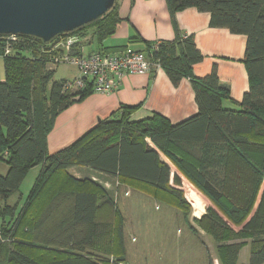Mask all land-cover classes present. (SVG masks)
Returning <instances> with one entry per match:
<instances>
[{
    "label": "trees",
    "instance_id": "1",
    "mask_svg": "<svg viewBox=\"0 0 264 264\" xmlns=\"http://www.w3.org/2000/svg\"><path fill=\"white\" fill-rule=\"evenodd\" d=\"M166 1L176 37L159 43L157 50L143 40L144 52L174 85L191 80L198 113L177 124L159 113L135 121L132 116L141 106L121 105L54 154L48 152V135L57 116L93 91L66 92V79H55L50 44L61 36L45 42L32 35L19 34L14 40L0 35L5 68L0 81V164L9 167L5 175L0 173V264L5 256L7 264H127L124 221L109 188L89 177H73L68 169L76 167L176 208L199 234L190 223L192 206L183 190L170 184L172 169L161 154L211 203L193 222L215 240L220 264H237L247 245L249 264H264V0ZM191 7L209 13L212 27L247 37L244 62L250 88L241 102L232 100L216 68L205 78L194 75L203 55L176 21L178 12ZM122 20L116 0L104 15L68 34L81 39L76 53H83L85 41L97 44L93 52L125 49L104 46ZM225 100L238 109L225 108ZM36 166H42L41 171L22 207L9 203ZM173 181L181 184L178 175ZM105 211L115 216L114 230L112 223L97 219V213ZM61 218L73 231L64 242L54 243L50 238ZM78 227L90 229V236L78 239Z\"/></svg>",
    "mask_w": 264,
    "mask_h": 264
},
{
    "label": "crops",
    "instance_id": "2",
    "mask_svg": "<svg viewBox=\"0 0 264 264\" xmlns=\"http://www.w3.org/2000/svg\"><path fill=\"white\" fill-rule=\"evenodd\" d=\"M117 2L119 14L123 20L117 25L116 33L104 41L105 47H112L110 50L117 49L118 47H131L135 50L144 51L146 43L143 40L151 42L154 45L156 42H170L175 39L176 34L166 0H135L133 5L131 0H117ZM176 21L184 34L194 37L197 48L203 55V61L194 66V75L199 78H205L216 68L221 84L229 87L232 100L241 102L250 88L249 73L244 62L247 37L245 35L233 34L227 28L212 27L210 24L211 15L207 12H201L195 7L178 12L176 14ZM92 45L95 46V42L85 41V45L82 48L83 53L89 54L95 51L97 47L91 48ZM145 52L147 54V51ZM147 57L153 64L149 73H125L118 89L114 92L110 94L93 92L82 102L75 103L61 112L57 116L53 129L48 135V152L54 154L67 148L103 119L108 118L116 112L121 105L141 106L132 116V119L135 121L143 120L151 117L154 113H159L168 118L173 124H177L197 114L199 107L191 80L183 78L177 85H174L161 66L158 68L148 54ZM0 60L2 61L0 65V81H3L5 78L4 61L2 58ZM223 106L227 109H238L235 104L228 100L223 102ZM161 158L171 166L172 175L170 184L173 187L184 191L181 186H183L182 183L187 182L193 188L187 189V192L191 195V201L194 202L196 207L193 212L195 216L192 217L201 218L206 211L204 200L193 192L196 188L177 171L164 155L161 154ZM6 168V172L1 174L5 175L8 172L9 167L6 166ZM68 173L77 179L89 177L99 181L107 189L114 185L119 189L118 193L115 192L114 194L109 188L114 203L119 208L124 221L122 228L124 236L123 250L127 264H141L140 261H142V264H169L166 261L160 260L155 263L153 260L154 256H161V254L155 252V248L149 245H142L140 248L132 250V255L129 257L130 233L133 234L132 241L136 238L134 230H131L129 227V205L134 209L135 213L142 211L141 216L144 214L143 209L152 210L153 206L159 210L164 208L170 212L166 215L170 220L177 216L184 218L179 210L162 204L155 198L134 190L129 186H118L117 180L102 176L100 173L88 168H71L68 169ZM174 173H178L181 179L180 185H175L173 181ZM134 196H136L135 199L133 198ZM121 197H123L122 200ZM203 197L206 199L204 195ZM146 199H150L152 202L149 203V200ZM191 201L190 203H192ZM22 205H19L20 208ZM172 209H176V212H172ZM97 219L112 223V229H115V216H111L110 212L105 211L100 213L99 216L97 213ZM135 219L137 220V218ZM139 221L142 223L141 219ZM140 222L137 221L139 228H142L140 236L146 238H152V236L159 237L156 233L152 235L142 234L145 231V226L143 225L142 227ZM1 223L2 219H0V226ZM59 223H56L57 225L53 231L54 234L50 238L54 243L64 242L73 231L71 226H64L63 218L59 220ZM191 224L199 230V227L194 222H191ZM76 230L78 239H85L91 233L90 229L84 227H78ZM172 240L178 241L177 238H172ZM177 246L178 244H176ZM173 247L171 245V248ZM248 248H250V245H247L240 251L237 264H249L251 248L250 255L247 252ZM244 253H246L245 259H243ZM132 257H135L134 261H132ZM129 260L132 263H129ZM7 263V257L5 256L3 264Z\"/></svg>",
    "mask_w": 264,
    "mask_h": 264
},
{
    "label": "rangeland",
    "instance_id": "3",
    "mask_svg": "<svg viewBox=\"0 0 264 264\" xmlns=\"http://www.w3.org/2000/svg\"><path fill=\"white\" fill-rule=\"evenodd\" d=\"M95 47H97L96 43L95 46L94 45L91 46V48H95ZM1 62L2 61L0 60V65ZM77 76H78V70L72 65L63 63L56 67L55 79L57 80H61V79L72 80L75 79ZM6 169H7L6 165L0 164V173H5ZM40 170H41L40 166H36L30 170V172L24 179L23 183L21 184L19 192L12 195L11 198L9 199V202L11 204H16L17 202H19V205H21L24 203L33 184L36 181V178ZM175 175H178V173H176ZM182 185L183 186L181 187L185 191L183 192L187 201L189 200L191 201L192 200L191 195L187 192V189L192 187L187 182L182 183ZM109 188L112 192H114V194L115 192L118 193L119 191L116 185L110 186ZM193 192L198 194L204 200L206 204L205 205V210H206V207H209L208 205H210L208 200L205 199L197 189L196 190L194 189ZM133 198L135 199L136 196H134ZM122 199L123 197H121V200ZM146 200H149V203L152 202L150 201V199H146ZM191 202L193 204L190 203L192 206L190 223L194 221V217L192 216H195L193 212L196 209L194 202L193 201ZM172 210H173L172 212L174 213L176 212V209H172ZM143 211L144 214L141 216L142 211L135 213L134 209L129 205V227L131 230H134V234L136 236V238L132 241L133 234L130 233L129 235V257L132 255V250L138 249L142 245H149L152 248H155V252L161 254V256H157V255L154 256L153 260L155 263L160 260L163 262L166 261L169 264H208V261L210 259L212 260L213 264H220L219 260L217 259L218 258V254L216 250L217 244L215 243V240L211 236L206 234L200 227H199V234L193 233L189 229V227H187L188 225H186L184 218L177 216L176 218L170 220L166 216L169 211H167L164 208L159 210L153 206L152 210L143 209ZM135 218H137V220ZM139 219L142 220V223L139 221ZM137 221L141 223L142 227L143 225L145 226V231L142 234L152 235L153 233H156L158 234L159 237L152 236V238H146L144 236H140L142 228H139V224L137 223ZM234 228L236 230L239 229V227H235V226ZM172 238H177L178 241L175 242L172 240ZM176 244H178L177 247ZM171 245H173L174 247L171 248ZM247 252L248 255H250V248L247 249ZM245 257H246V253H244L243 259H245ZM134 260L135 257H132V261ZM132 261L129 260V263H132ZM140 263L142 264V261H140Z\"/></svg>",
    "mask_w": 264,
    "mask_h": 264
},
{
    "label": "water",
    "instance_id": "4",
    "mask_svg": "<svg viewBox=\"0 0 264 264\" xmlns=\"http://www.w3.org/2000/svg\"><path fill=\"white\" fill-rule=\"evenodd\" d=\"M116 0H0V35L50 42L104 15Z\"/></svg>",
    "mask_w": 264,
    "mask_h": 264
},
{
    "label": "built area",
    "instance_id": "5",
    "mask_svg": "<svg viewBox=\"0 0 264 264\" xmlns=\"http://www.w3.org/2000/svg\"><path fill=\"white\" fill-rule=\"evenodd\" d=\"M16 39L17 35H9ZM80 42L77 36L60 37L50 44L52 61L49 66L56 68L60 64L74 66L78 70V77L64 81V91L77 93L86 88H91L95 93L110 94L118 89L120 81L125 73L147 74L152 68L147 54L144 51L135 50L131 47L117 52H92L76 53L75 45ZM159 43H154L157 50ZM11 49H6L10 54ZM159 68L160 64L155 62Z\"/></svg>",
    "mask_w": 264,
    "mask_h": 264
}]
</instances>
